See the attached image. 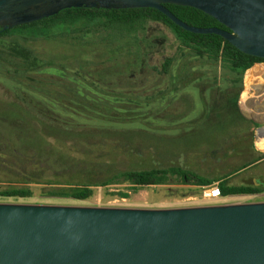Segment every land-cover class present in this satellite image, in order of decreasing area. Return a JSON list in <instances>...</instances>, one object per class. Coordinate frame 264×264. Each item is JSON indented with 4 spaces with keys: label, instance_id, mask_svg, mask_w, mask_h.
Here are the masks:
<instances>
[{
    "label": "trees",
    "instance_id": "trees-1",
    "mask_svg": "<svg viewBox=\"0 0 264 264\" xmlns=\"http://www.w3.org/2000/svg\"><path fill=\"white\" fill-rule=\"evenodd\" d=\"M165 7L189 26L227 30L194 8ZM263 61L150 8H72L0 28V197L29 198L41 185L46 197L85 201L94 187L170 178L199 189L220 182L225 198L264 193L227 181L264 161L241 103L246 72ZM142 76L149 85L121 88ZM151 149L187 160L148 169ZM221 163L224 176L200 172Z\"/></svg>",
    "mask_w": 264,
    "mask_h": 264
},
{
    "label": "water",
    "instance_id": "water-1",
    "mask_svg": "<svg viewBox=\"0 0 264 264\" xmlns=\"http://www.w3.org/2000/svg\"><path fill=\"white\" fill-rule=\"evenodd\" d=\"M165 5L204 12L227 30L189 26ZM84 7L154 9L188 32L218 35L264 60V0H0V28ZM0 264H264V202L175 209L0 204Z\"/></svg>",
    "mask_w": 264,
    "mask_h": 264
},
{
    "label": "rangeland",
    "instance_id": "rangeland-1",
    "mask_svg": "<svg viewBox=\"0 0 264 264\" xmlns=\"http://www.w3.org/2000/svg\"><path fill=\"white\" fill-rule=\"evenodd\" d=\"M156 33V32H153ZM150 77L142 76L139 81L123 83L121 88L139 90L149 85ZM221 151V150H219ZM223 152V151H222ZM198 158H203L205 153L202 152ZM223 153H214L212 158L220 159ZM145 167L148 169L167 167L171 165L182 166L187 159L178 155L159 152L151 149L144 153ZM137 162L139 158L133 159ZM121 161L125 162L124 159ZM127 162V160H126ZM132 162V163H133ZM142 162V161H139ZM224 163L218 168L207 170L203 168L200 172L204 175L224 176L228 171ZM209 167V165H205ZM264 184V161H261L255 167L233 175L228 178L229 185H249L260 183ZM41 185H31L33 195L29 198H4L0 197V204H27V205H52V206H79V207H101V208H133V209H175L186 207H198L209 205H226V204H246L258 203L264 201V193L258 195H244L223 198L218 202H204L199 197L200 189L195 186L184 184L179 178H170L166 185L153 186L147 188H132L127 184L107 185L94 187L93 196L85 201H77L74 199H62L46 197L42 194ZM122 194H125L122 197Z\"/></svg>",
    "mask_w": 264,
    "mask_h": 264
},
{
    "label": "built area",
    "instance_id": "built-area-1",
    "mask_svg": "<svg viewBox=\"0 0 264 264\" xmlns=\"http://www.w3.org/2000/svg\"><path fill=\"white\" fill-rule=\"evenodd\" d=\"M241 103L245 114L256 124L254 147L264 153V61L255 63L246 72ZM198 198L204 202H218L225 198L221 194L220 182L200 187Z\"/></svg>",
    "mask_w": 264,
    "mask_h": 264
},
{
    "label": "flooded vegetation",
    "instance_id": "flooded-vegetation-1",
    "mask_svg": "<svg viewBox=\"0 0 264 264\" xmlns=\"http://www.w3.org/2000/svg\"><path fill=\"white\" fill-rule=\"evenodd\" d=\"M259 181H260V183L258 184V186H260V187L263 186V183L261 182V180H259Z\"/></svg>",
    "mask_w": 264,
    "mask_h": 264
},
{
    "label": "crops",
    "instance_id": "crops-1",
    "mask_svg": "<svg viewBox=\"0 0 264 264\" xmlns=\"http://www.w3.org/2000/svg\"><path fill=\"white\" fill-rule=\"evenodd\" d=\"M257 182V181H256ZM258 186V185H257ZM229 198V197H228ZM260 202H264V201H260Z\"/></svg>",
    "mask_w": 264,
    "mask_h": 264
}]
</instances>
